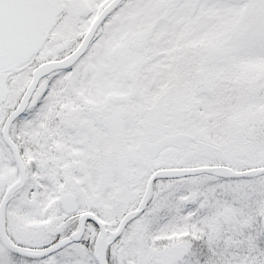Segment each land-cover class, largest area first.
Instances as JSON below:
<instances>
[{"label": "snow or ice", "instance_id": "obj_1", "mask_svg": "<svg viewBox=\"0 0 264 264\" xmlns=\"http://www.w3.org/2000/svg\"><path fill=\"white\" fill-rule=\"evenodd\" d=\"M0 264H264V0H0Z\"/></svg>", "mask_w": 264, "mask_h": 264}]
</instances>
